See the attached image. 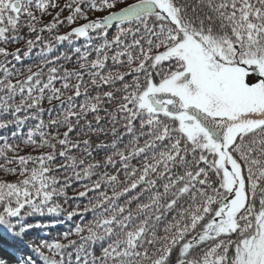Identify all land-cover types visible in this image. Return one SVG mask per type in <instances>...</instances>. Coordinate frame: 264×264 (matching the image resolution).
Masks as SVG:
<instances>
[{"label": "snow or ice", "instance_id": "6c2138e0", "mask_svg": "<svg viewBox=\"0 0 264 264\" xmlns=\"http://www.w3.org/2000/svg\"><path fill=\"white\" fill-rule=\"evenodd\" d=\"M0 73V264H264V0H0Z\"/></svg>", "mask_w": 264, "mask_h": 264}, {"label": "trees", "instance_id": "16d2710c", "mask_svg": "<svg viewBox=\"0 0 264 264\" xmlns=\"http://www.w3.org/2000/svg\"><path fill=\"white\" fill-rule=\"evenodd\" d=\"M128 2L129 3H132V2H135V0H128ZM68 13L67 12H65L64 13V15L66 16ZM45 20H47V18H45ZM67 30V27L65 26V27H62V28H60V32L61 33H63L64 31H66ZM25 31H26V29H25ZM44 35H47V32H45L44 33ZM81 43H83V40H81V41H77L76 43H75V46L76 47H79L80 46V44ZM59 47V50L60 51H64L66 48H68L69 46L68 45H62V46H58ZM11 50V49H10ZM38 50V49H37ZM92 58H95V56H94V54H93V57ZM33 63V60H32V58L31 57H29V58H26L25 59V61H24V65L25 66H27V65H29V64H32ZM110 63V62H109ZM67 67H69V68H72V67H75L76 66V64H75V62L73 61V63H71V64H68V65H66ZM17 67H21V65L20 64H17ZM0 78H2V73H0ZM129 80L131 79V77H129L128 78ZM57 86H59V85H57ZM55 103V102H54ZM44 107L45 108H47V107H49L48 106V104L45 102V104H44ZM102 115H103V113H101ZM47 116H48V113L46 112L45 113V119H47ZM65 129H60V131L62 132V131H64ZM70 135H74V134H70ZM100 139H106L105 137H103V136H101L100 137ZM108 139H110V137L108 138ZM99 141L95 138V137H93V143H98ZM0 145H2V142H0ZM75 151V150H74ZM93 156L94 157H97V158H100V157H103L104 156V153L103 152H101V153H99V154H97L96 152H94L93 153ZM0 162H2V158H0ZM133 163H135V161H133ZM0 179H7V180H9V181H14L15 179H16V176L15 175H12V174H6V173H4L3 171H0ZM121 179H123V177H121ZM70 195H71V193H69ZM87 219L88 220H91L92 219V216L91 215H88L87 216ZM75 222H79V218H75ZM72 226V224H71V222H69V223H64V224H62V225H59V226H57L56 228H54L52 231H51V234L49 235L48 234V230H44V231H42V232H37L36 234L41 238V239H51L52 237H55L58 233H62V232H64V231H66L69 227H71Z\"/></svg>", "mask_w": 264, "mask_h": 264}]
</instances>
